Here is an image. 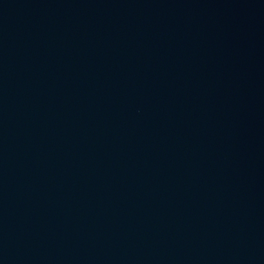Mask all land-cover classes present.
<instances>
[{
	"label": "water",
	"instance_id": "obj_1",
	"mask_svg": "<svg viewBox=\"0 0 264 264\" xmlns=\"http://www.w3.org/2000/svg\"><path fill=\"white\" fill-rule=\"evenodd\" d=\"M0 264H264V0H0Z\"/></svg>",
	"mask_w": 264,
	"mask_h": 264
}]
</instances>
